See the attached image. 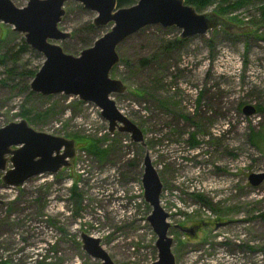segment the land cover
Here are the masks:
<instances>
[{"label":"rangeland","instance_id":"1","mask_svg":"<svg viewBox=\"0 0 264 264\" xmlns=\"http://www.w3.org/2000/svg\"><path fill=\"white\" fill-rule=\"evenodd\" d=\"M218 5L199 12L247 28L225 34L218 27L181 39L180 28L150 24L118 45L119 62L109 75L126 90L111 97L140 127L145 145L127 133H109L93 103L20 89L30 79L6 69H38L40 52L29 47L0 62V126L25 118L36 130L72 139L75 152L57 173L32 176L20 187L4 186L0 172V264H99L82 249L81 232L99 237L115 264L155 260L156 235L146 219L151 207L141 182L146 152L162 182L160 205L170 213L176 264H264V180L256 186L248 181L250 173L264 171V0H243L225 13ZM64 9L58 26L71 37L56 43L77 55L97 38L81 43L90 35L80 27L96 12L74 0ZM110 25L99 26V36ZM23 40L0 22V57L16 52ZM246 104L256 113L245 115ZM91 139L108 148L103 159L91 152ZM72 183L79 201L71 197ZM176 224L197 225L195 235Z\"/></svg>","mask_w":264,"mask_h":264},{"label":"water","instance_id":"2","mask_svg":"<svg viewBox=\"0 0 264 264\" xmlns=\"http://www.w3.org/2000/svg\"><path fill=\"white\" fill-rule=\"evenodd\" d=\"M68 0H27L16 6L12 0H0V22L22 33L25 43L40 52L44 60L29 82V89L40 95L62 93L91 102L99 108L108 123V132L115 130L129 135L135 143L145 145L140 127L116 106L112 93H122L126 85L109 75L119 62L118 45L130 34L150 24L181 29L180 38L205 34L214 28L245 30L213 12H199L184 0H137L128 6H117L116 0H74L96 12L92 23L96 27L111 24L93 43L74 55L63 50L56 41L71 37L59 28ZM256 107L246 104L242 112L249 116ZM74 141L60 135L39 131L25 118L0 126V172L4 186L20 187L30 177L43 173H57L68 166L74 156ZM141 182L144 200L151 207L146 219L156 235L157 258L146 264H176L171 250L173 238L169 213L160 205L162 182L149 154H144ZM264 180V171L250 173L248 181L256 186ZM1 202V200H0ZM179 229L193 235L195 226ZM82 249L99 264H115L100 244V238L81 232Z\"/></svg>","mask_w":264,"mask_h":264},{"label":"trees","instance_id":"3","mask_svg":"<svg viewBox=\"0 0 264 264\" xmlns=\"http://www.w3.org/2000/svg\"><path fill=\"white\" fill-rule=\"evenodd\" d=\"M137 0H116L117 2V6H128V5H131L133 3H135ZM186 3L188 4H191L193 5L196 10H201V9H204L206 6L208 5H211L212 3L216 2V1H219V5H218V12L219 13H225L227 12L228 10H231L233 8H236V6H239L243 3V0H236L234 2H230V3H227L225 4L223 7L221 6V2L222 0H184ZM224 2V1H223ZM261 16L264 17V7L261 8ZM261 18V17H260ZM257 21H254L252 22L253 25L254 24H257ZM80 29H83L85 30L86 32H88V34L90 35L89 37H83L81 39V43L85 46H88L90 42H92L96 37L99 36V27H96L95 25H93L92 21H88L86 22L85 24H83ZM222 31L227 34L223 28H221ZM264 38V37H263ZM178 41V40H176ZM171 44L173 45L174 42H169L165 48H170ZM29 46L25 43V41L23 40L22 43L18 46L16 52L12 53V54H4L0 57V62H2L4 60L5 57H12L13 55L15 54H19L21 52H24L26 49H28ZM148 59L144 58V59H141V62H145L147 61ZM7 73L9 75H20L22 77H28L30 80L31 78L33 77V75L35 74V72L37 71V69L35 70H31V69H24V70H21V71H16V68L14 66H11L10 68H7L6 69ZM20 89H28V93L29 94H34V92H32L30 89H29V81H27L26 83H24V85L22 86V88ZM77 102H82L80 100H77ZM51 112V109H48L44 112L45 115L49 114ZM22 117H27V112H24L22 113L21 115ZM249 139L252 143L255 144V141L251 139V136H249ZM101 139L99 140H94V139H91L90 142H89V145H90V148H91V152L93 153V155H95L97 158L99 159H103V157L107 154L108 152V148H101L99 145H98V142H100ZM197 142L195 141H190V144L191 145H194L196 144ZM256 145V144H255ZM76 187L77 185L72 183L71 187H70V193H71V197L73 199H77L78 200V197H79V194H78V191L76 190ZM1 264H7V262H2Z\"/></svg>","mask_w":264,"mask_h":264},{"label":"flooded vegetation","instance_id":"4","mask_svg":"<svg viewBox=\"0 0 264 264\" xmlns=\"http://www.w3.org/2000/svg\"><path fill=\"white\" fill-rule=\"evenodd\" d=\"M169 216H170V213H169ZM227 222H217V225L216 227L220 226V225H225ZM177 225V224H176ZM195 227H197V225H195ZM181 230V229H180ZM183 231V230H182ZM184 232V231H183ZM186 233V232H185ZM196 233V231H195ZM195 235V234H194Z\"/></svg>","mask_w":264,"mask_h":264},{"label":"built area","instance_id":"5","mask_svg":"<svg viewBox=\"0 0 264 264\" xmlns=\"http://www.w3.org/2000/svg\"><path fill=\"white\" fill-rule=\"evenodd\" d=\"M85 104H89L91 102H83ZM143 188V187H142ZM142 188H141V185L139 186V190H138V193H141L142 192ZM123 192V190H121ZM123 196V195H122Z\"/></svg>","mask_w":264,"mask_h":264},{"label":"bare ground","instance_id":"6","mask_svg":"<svg viewBox=\"0 0 264 264\" xmlns=\"http://www.w3.org/2000/svg\"><path fill=\"white\" fill-rule=\"evenodd\" d=\"M173 244V243H172Z\"/></svg>","mask_w":264,"mask_h":264}]
</instances>
